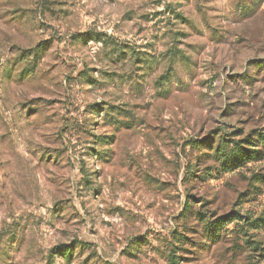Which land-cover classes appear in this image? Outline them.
I'll use <instances>...</instances> for the list:
<instances>
[{
	"label": "rangeland",
	"instance_id": "rangeland-1",
	"mask_svg": "<svg viewBox=\"0 0 264 264\" xmlns=\"http://www.w3.org/2000/svg\"><path fill=\"white\" fill-rule=\"evenodd\" d=\"M255 220L264 0H0V264H264Z\"/></svg>",
	"mask_w": 264,
	"mask_h": 264
},
{
	"label": "trees",
	"instance_id": "trees-1",
	"mask_svg": "<svg viewBox=\"0 0 264 264\" xmlns=\"http://www.w3.org/2000/svg\"><path fill=\"white\" fill-rule=\"evenodd\" d=\"M180 16H178L179 18ZM221 155H224V152L221 151L220 152ZM237 156H239V154H235ZM228 160V159H227ZM231 166H234L231 164ZM229 221V219H225L224 217H220L218 218V220H216L214 223H205L204 224V231L209 232L208 237L209 238H216L218 234H216V231H218V229H220L222 226L226 225V223ZM264 222V220H255L253 222L250 223L251 227H259V225L257 224V222ZM15 234L16 232L14 230H1L0 231V244L2 243V241H9V240H13L15 238ZM213 238V239H214ZM58 250V254L60 256H62L63 259L69 260L70 259V254L68 251V247L67 246H58L56 248ZM2 256V251L0 250V257Z\"/></svg>",
	"mask_w": 264,
	"mask_h": 264
}]
</instances>
